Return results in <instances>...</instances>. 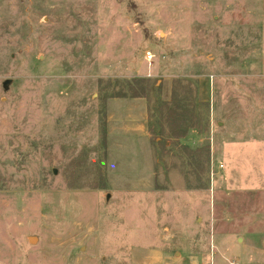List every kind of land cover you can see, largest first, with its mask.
Instances as JSON below:
<instances>
[{
  "label": "rangeland",
  "instance_id": "obj_1",
  "mask_svg": "<svg viewBox=\"0 0 264 264\" xmlns=\"http://www.w3.org/2000/svg\"><path fill=\"white\" fill-rule=\"evenodd\" d=\"M231 263L264 264V0H0V264Z\"/></svg>",
  "mask_w": 264,
  "mask_h": 264
},
{
  "label": "built area",
  "instance_id": "obj_2",
  "mask_svg": "<svg viewBox=\"0 0 264 264\" xmlns=\"http://www.w3.org/2000/svg\"><path fill=\"white\" fill-rule=\"evenodd\" d=\"M153 54L149 51L145 52L144 54V59H145V62L150 66L151 65V62L153 61ZM231 264H234V263H231Z\"/></svg>",
  "mask_w": 264,
  "mask_h": 264
}]
</instances>
